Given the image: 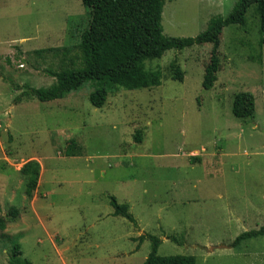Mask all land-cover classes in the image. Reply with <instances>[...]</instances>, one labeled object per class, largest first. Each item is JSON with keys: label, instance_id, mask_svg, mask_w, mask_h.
I'll return each mask as SVG.
<instances>
[{"label": "rangeland", "instance_id": "obj_1", "mask_svg": "<svg viewBox=\"0 0 264 264\" xmlns=\"http://www.w3.org/2000/svg\"><path fill=\"white\" fill-rule=\"evenodd\" d=\"M237 1L165 0L163 35L194 38ZM89 18L81 0H0V75L19 87L51 86L48 71L78 66L77 51L63 58L61 49L80 43ZM219 40L221 71L207 91L210 44L146 61V71L161 72V86L121 89L101 109L89 103L87 86L63 100L15 105L21 91L0 79V214L18 210L0 230V264L13 245L29 264H143L153 246L141 236L160 240L159 257L264 264V238L230 248L264 218V47L255 6L245 26L223 29ZM172 63L182 82L170 79ZM240 93L254 97L253 119L232 116ZM71 140L83 158L64 157ZM32 156L46 172L27 200L19 170ZM110 197L128 206L135 224L113 216Z\"/></svg>", "mask_w": 264, "mask_h": 264}, {"label": "trees", "instance_id": "obj_2", "mask_svg": "<svg viewBox=\"0 0 264 264\" xmlns=\"http://www.w3.org/2000/svg\"><path fill=\"white\" fill-rule=\"evenodd\" d=\"M82 5L89 9L88 28L83 32L80 43L74 47L62 48L63 58L71 51H77L76 60L70 62V67L58 72L48 71L47 76L55 83L47 88L34 89L19 87L0 75L3 83L9 84L14 91H21L13 100L15 105L23 102L37 101L49 103L63 100L69 95L88 87V100L92 107L101 109L108 95L119 90L139 91L150 90L161 86L160 71H146V61L160 59L169 50L183 51L194 46L210 44L212 49L207 64L204 67L202 88L210 90L217 81L221 71L218 49L219 37L223 29L230 26L243 27L246 24V14L251 6H255L258 17L259 45L264 47V0H238L232 11L226 17H213L209 20L206 30L194 38H166L161 26V14L165 0H81ZM50 52L41 50L37 55ZM56 52V50H52ZM170 79L182 82L184 73L180 67L172 63L169 66ZM231 114L237 120L253 119L255 100L249 93L237 94L232 102ZM136 144H141L140 132L134 137ZM82 150L71 140L64 151V157H81ZM40 167L36 161L25 163L19 173L26 179L25 197L31 200L38 186ZM114 217H122L135 224L128 213V206L109 198ZM18 217V210L10 208L6 214H0V230ZM264 238V225L257 230L238 235L230 248L241 243ZM147 239L152 243V250L143 264H196L192 256L159 257L157 250L160 240L151 236H141L140 241ZM8 264H29L22 259L21 248L11 246Z\"/></svg>", "mask_w": 264, "mask_h": 264}, {"label": "crops", "instance_id": "obj_3", "mask_svg": "<svg viewBox=\"0 0 264 264\" xmlns=\"http://www.w3.org/2000/svg\"><path fill=\"white\" fill-rule=\"evenodd\" d=\"M65 158H66V157H65ZM76 158H83V156L81 155V157H76ZM68 159H69V158H68ZM29 161H36V162L39 164V167H40L38 186H37V189H36V191H35V194H36V192H38V188L40 187V185H42L41 181H42V178H43L44 175H45L46 169H45V166L42 164L41 159L38 158V157H36V156H32V157H30L26 162L23 163V165H24L25 163L29 162ZM21 167H22V166H21ZM101 172L103 173V171H101ZM262 186L264 187V179H263V178H262ZM263 190H264V189H263ZM35 196H36V195H35ZM32 198H34V195H33ZM33 200H34V199H33ZM34 211H35V210H34ZM259 212H262V215H264V194H263V196H262V198H261V209L259 210ZM34 215H36V214H34ZM262 220H263V221H262L260 227L264 225V218H263ZM260 227H259V228H260ZM249 231H250V230H249ZM258 255H261L262 257H264V251H263L262 253L258 254Z\"/></svg>", "mask_w": 264, "mask_h": 264}]
</instances>
